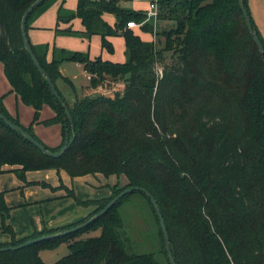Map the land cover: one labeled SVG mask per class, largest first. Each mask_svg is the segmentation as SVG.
I'll return each mask as SVG.
<instances>
[{"label":"trees","instance_id":"1","mask_svg":"<svg viewBox=\"0 0 264 264\" xmlns=\"http://www.w3.org/2000/svg\"><path fill=\"white\" fill-rule=\"evenodd\" d=\"M35 1L0 0V61L11 85L9 93L33 107L34 116L28 126L23 125L6 108L4 95L0 112L52 152L62 149L67 135L73 141L61 156H47L0 119V174L8 171L5 166H19L14 172L28 184H40L27 181L29 170L49 169L63 170L71 178L101 174L118 181L125 178L127 183L119 188L117 181L108 199L81 200L72 189L67 196L80 206H95L94 213L77 223L35 230L22 238L9 223L12 207L0 190V230L10 236L0 247L78 226L124 189L139 186L152 194L160 208L176 264H264V55L239 0H158L160 18L174 23L162 33L165 48L173 54L161 75L157 63L164 61L162 52L153 41L126 27L129 21L142 23L145 11L123 7L121 3L129 0H78L76 9L70 10L62 0L57 35H98L109 53H114V46L108 37L122 36L126 45L123 63L56 47L49 61V45H35L28 35L63 102L53 95L24 46L22 19ZM57 1L46 0L32 12L27 32ZM243 3L248 10L246 0ZM105 14L115 17L113 25ZM74 19L81 20L84 31L60 27ZM252 24L264 45L253 20ZM141 28L154 31L148 21ZM64 61L82 64L93 88L112 76L123 82V90L76 96L70 104L58 86L60 79L75 89L61 74ZM46 105L54 115L41 119ZM38 124L60 125L61 144L46 145L34 130ZM41 185L49 187L45 182ZM138 199L149 208L157 243L153 237L152 244L142 243L144 235L137 239L127 227L122 210ZM94 229H100V235L78 239ZM63 242L69 254L52 264H171L160 219L142 191L123 196L106 214L75 232L0 252V264H46L41 251Z\"/></svg>","mask_w":264,"mask_h":264},{"label":"rangeland","instance_id":"2","mask_svg":"<svg viewBox=\"0 0 264 264\" xmlns=\"http://www.w3.org/2000/svg\"><path fill=\"white\" fill-rule=\"evenodd\" d=\"M150 1L151 0H140V1L129 0L127 2H122L121 4L123 7L128 9H132L136 11H146L145 9L148 8ZM76 2L77 0H66L64 6L68 9H75ZM246 2L248 6V11L250 13V17L252 18L261 38L264 41V0H246ZM57 10H58L57 5H53L44 15H42L41 21L47 27H54V25L56 24ZM148 22L153 24V28H154L153 33H146L142 30L141 27L135 28L133 30L142 33L144 36H147V39L149 41H153L156 44L157 50L162 52L164 61H162V63L158 61L157 63V72L158 74L161 75L163 65L165 63L171 62V57L173 54L171 49L165 48V36L162 33L163 31H168L170 28H172L174 26V23L172 21H168V20L165 21L164 19L160 18L159 2H158V16L148 20ZM126 27L128 28V26ZM42 32L43 33L40 34L39 39L44 38V42L47 43V41H49L52 43L53 39L50 37L51 31L44 30ZM141 38L143 40L146 39L143 37ZM64 43L66 47L63 49L65 50L80 51L84 53L90 52V54H96V57H99L98 55L100 52L99 47L100 45H102L101 37L98 38L94 37L91 45L89 43H82L79 39H75L73 37L66 38V41ZM83 49L85 51H83ZM120 50L121 49L119 46V50L116 52V62L123 63L126 61V54L123 57V53ZM114 53H115V47H114ZM114 53H110V54H114ZM67 65H68L67 70H70L71 76L76 78L75 85L79 93V95L75 94V96H73V99L67 98L63 94L67 98L68 102L71 104L76 96H81L83 92H86V89H84L83 86L86 85L89 80L87 79L88 73L83 68L82 69L77 68L76 65H74L73 63L72 64L68 63ZM111 77L112 76H106L104 81L99 83L94 88L90 86L88 91H93V90L104 91L105 93L109 94L111 93V91L117 89L120 90L123 89V82L120 79H112ZM220 78L222 77H216L215 79L220 80ZM61 82L62 81H60L59 79L58 83ZM63 91L66 94L65 89H63ZM4 99H6L5 102L8 111L12 112L13 115L18 116L23 125L28 126L33 119L34 108L23 104L19 99L16 100L13 95L8 94L7 96H4ZM52 112L53 110L46 105L44 106L41 112V117L49 118L51 117ZM40 128L44 130V133H46L49 138H55L58 135L60 136L62 132L60 125H53L50 127H46L42 125L40 126ZM39 134L41 138L44 139V135L42 133ZM27 173L29 174L30 179L35 181L46 180V181L54 182L60 179H62V181L64 180V183H66L69 187L65 186L64 183L60 181L59 185L56 187L57 190L68 194L72 189H74L79 199L98 200V198L101 199L102 197L108 199L113 194L112 191L113 185L118 181L115 177H112L110 180H107L104 176L101 175L98 176L88 175L86 177H79L72 179L66 172L64 174L63 173L58 174L57 171L53 169L29 170ZM118 182L120 184L119 188H121L127 183V180L125 178H122ZM37 183L41 184L44 182H37ZM25 184L27 185L28 183L25 182ZM3 185L6 184L3 183ZM48 186L53 188L52 184H48ZM49 187L43 188L39 184H36V185L28 186L26 187V189L24 187L21 188V191L17 192L16 196H9L11 201L10 206L12 207L9 221L14 226L15 232H17L18 235L19 233L25 234L28 230L33 231L35 228L38 230H42L44 226H47L49 228H53V227L57 228L56 226L61 227L63 225L71 224L73 222L74 223L79 222V221L76 222L78 218V212H80V210H84L85 207L78 205L76 201L71 198L64 197L62 200H60L59 203L57 202L49 203L47 201L45 204L42 202H38L32 205H27L25 207L16 206L18 200L24 196V192L26 194L28 192L33 198L36 199H42L45 197L49 199L48 196H50L53 191ZM109 190L110 193L108 194ZM95 210L96 208L93 209V211L89 215L94 213ZM122 212L127 227L135 238L138 239L139 236L143 234L145 238L142 243L147 242L152 244L151 242L152 237L155 242L158 241L157 236L155 235L156 228L153 226L151 213L149 211V208L142 199H138L135 203L130 204L128 207H124ZM100 233H101L100 229L89 230L86 233L80 235L78 239L79 238L86 239L88 237L98 236L100 235ZM0 237L10 238L8 234L1 232V230H0ZM151 247L153 249V246ZM67 254H69V247L67 243L63 242L54 249L41 251L40 256L46 264H52L57 260L61 259L62 257L66 256Z\"/></svg>","mask_w":264,"mask_h":264},{"label":"crops","instance_id":"3","mask_svg":"<svg viewBox=\"0 0 264 264\" xmlns=\"http://www.w3.org/2000/svg\"><path fill=\"white\" fill-rule=\"evenodd\" d=\"M66 1V0H65ZM78 2V0H77ZM77 2H76V6H75V9L77 7ZM54 5H57V8L59 10L60 6L62 5V0H58ZM53 6V5H52ZM51 6V7H52ZM50 7V8H51ZM65 7V6H64ZM49 8V9H50ZM66 8V7H65ZM48 9V10H49ZM68 9V8H67ZM75 9H70V10H75ZM47 10V11H48ZM58 10H57V16H58ZM46 11V12H47ZM46 12H44L42 15H44ZM42 15L39 16L32 24L31 28L29 29L28 31V35L30 37V40L33 44L35 45H40V44H48L49 45V53H48V60H52L53 58V54H54V48H58V49H63L66 47L65 45V41H66V38H70V37H73L75 39H79L82 43H89L91 45L92 43V40L94 37H100L98 35H94L92 36L91 38H84V37H75V36H64V35H57L56 32H55V28L57 26V20H56V24L54 25V27H47L41 20H42ZM56 16V17H57ZM104 19L109 22L110 24H114L115 23V17L111 14H105L104 15ZM60 27L63 29V28H72L73 30H76V31H84L85 28L81 22L80 19H74L71 23H68V24H64V23H61L60 24ZM44 30H50L51 33H50V37L53 39L52 43L47 41L44 42V38L42 39H39L40 37V34L43 33L42 31ZM141 37L143 38H146L145 40L147 41V36H144L142 33L140 32H137ZM108 39L112 42V44L114 45L115 47V53L114 54H110L106 49H104L102 47V45H100L99 49H100V52H99V56H101L104 60H110V61H113V62H116V52L119 50V46H120V51L123 53V57L125 55V50H126V45H125V40L124 38L121 36V37H118V36H114V37H108ZM149 41V40H148ZM83 51H85L83 49ZM91 59H95L96 58V54H90V52H88ZM97 55V56H98ZM123 61V60H122ZM68 63H73L74 65H76L77 68H83V65L80 64V63H76V62H69V61H64L60 64V71H61V74L70 79L75 87V89L71 88L69 85L65 84L64 82H61V83H58V86L60 87V89L63 91V89H65L66 91V94L65 92L63 91V94L67 97V98H70V99H73V96H75V94L79 95L78 93V90H77V87L75 85V80L76 78L75 77H72L71 76V73H70V70H67L68 69ZM85 70V69H84ZM86 71V70H85ZM87 72V71H86ZM4 66L2 64V62L0 61V96H7L8 94L9 95H13L15 97V99L17 100L18 97L16 96L15 93H9L10 89H11V85L6 77V75H4ZM5 76V77H4ZM90 75L88 74V77L87 79L89 80L88 83L86 85L83 86L84 89H86V92H83L81 96L79 97H84V96H88V95H95L96 93H105L104 91H88L89 87L91 86L90 84ZM124 87V85H123ZM93 88V87H92ZM117 90H120V89H117ZM123 90V89H121ZM112 92V91H111ZM3 94V95H2ZM105 94H108V93H105ZM111 94V93H109ZM7 99V98H6ZM6 99H4V104L7 108V105H6ZM8 109V108H7ZM10 112V111H9ZM12 114V112H10ZM13 115V114H12ZM54 115V111L52 112L51 116ZM15 116V115H13ZM41 119H46V118H42ZM40 126H42L41 124H38V125H35L34 126V130L36 132V134L41 138L40 134L39 133H42L44 135V139H42V141H44V143L50 147H57L61 144L62 142V132H61V135L59 136H56L55 138H49L47 136L46 133H44V130L40 128ZM15 168H20L19 166H5L4 169L8 170L2 174H0V190L1 191H4L5 192V197H6V201L8 203V205L10 206L11 205V201H10V198L9 196H16L17 195V192L21 191V188H25L28 187V186H32V185H36V184H25V182H23L22 180H20L18 178V176L16 175V173L14 172ZM58 173V172H57ZM60 173H65V171H60ZM58 173V174H60ZM98 175H101V174H98ZM96 175V176H98ZM11 176V178H10ZM27 176V180L29 182H34L35 180H31L30 179V176L29 174L27 173L26 174ZM95 176V175H94ZM103 176V175H101ZM83 177H86V176H83ZM76 178H79V177H76ZM112 178V177H111ZM111 178H106L107 180H110ZM73 179V178H72ZM106 180V181H107ZM62 181V179H61ZM35 182H46L48 184H52L53 188H51L53 191L51 193L49 197V199H47V197L45 198H42V199H36V198H33L28 192L27 194L24 192V196L22 198H20L18 200V202L16 203L17 205L16 206H19V207H25L27 205H32L34 203H38V202H42V203H46L47 201L50 203V202H57L59 203L60 200H62L64 197H67V198H71V197H68L67 194L65 192H62V191H59L57 190V186L59 185L60 183V180L58 181H54V182H51V181H46V180H42V181H35ZM64 183V180L62 181ZM3 183H5L6 185H3ZM40 186H42L41 184H39ZM65 186L69 187L66 183H64ZM43 188H48V187H44L42 186ZM74 190V189H73ZM26 191V190H25ZM22 192H23V189H22ZM110 193V190L108 192V194ZM106 197V196H104ZM103 198V197H102ZM73 199V198H71ZM99 199V198H98ZM81 200H88V199H81ZM89 200H92V199H89ZM11 207V206H10ZM93 209H95V206H89V207H85L84 210H80V212H78V218L76 220L77 221H81L82 219L86 218L92 211ZM10 223V221H9ZM74 223V222H73ZM12 225V223H10ZM13 226V225H12ZM64 226V225H63ZM56 227H59V226H56ZM14 228V226H13ZM44 228H47V229H51L47 226H44ZM54 228V227H53ZM52 228V229H53ZM42 229V230H43ZM15 230V229H14ZM35 230L37 231H42V230H38V229H34L33 231L31 230H28L25 234H20L18 235V233L16 232V235H17V238H22V237H25V236H29L31 233H33ZM25 235V236H23ZM10 237V236H9ZM10 241V238H6V237H0V243H7Z\"/></svg>","mask_w":264,"mask_h":264},{"label":"water","instance_id":"4","mask_svg":"<svg viewBox=\"0 0 264 264\" xmlns=\"http://www.w3.org/2000/svg\"><path fill=\"white\" fill-rule=\"evenodd\" d=\"M45 1L46 0H36L25 11L23 19H22L23 42H24V46H25L27 52L31 56L32 60L34 61L35 66L38 68L39 72L46 77V80L49 83V86H50V89H51L53 95L56 96L57 99L60 102H63V99L60 96L59 92L57 91L56 86H55L52 78L45 73L44 68L41 66L39 60L37 59L36 55L34 54V52L32 50V47H31V44H30V40L28 38L27 19L32 14V12L36 8H38ZM239 4H240L241 9L243 10L244 17H245L248 29H249L250 33L252 34V36H253V38H254V40H255V42H256L259 50H260V52H261V54L264 55V45H263L260 37L256 33V31L254 30V27H253V24H252V20L250 18L248 10L246 9V7H245V5L243 3V0H239ZM64 107L67 110L68 116H69V118H70V120H71V122L73 124V118H72V115H71L69 107L66 104H64ZM0 119H2L11 129L22 133L28 141L33 143L36 147H38L47 156H52V157L61 156L62 152H64L69 147V145L72 143V141H73V138L70 139L69 135H67L66 143L62 147V149L60 151H57V152H52V151L46 149L43 144H41L32 135H30L28 132H26L21 126L16 125L14 122H12L10 119H8L1 112H0ZM73 127H74V124H73ZM133 191H142L151 199V201L153 203V206H154V209H155V211H156V213H157V215H158V217L160 219V225H161V228H162V231H163V234H164L165 248H166V251L168 253V257H169L170 263L171 264H176V259H175L174 255H173V252H172V249H171V246H170V240H169L168 231H167L166 224H165V221L163 219L162 213L160 211V208H159L155 198L152 196V194L148 190H146L144 187H139V186H132V187H128V188L124 189L121 193H119V195H117L115 198H113L110 201V203L105 208H103L98 213L94 214L90 219L84 221L83 223H81L78 226H75V227H73L71 229H68V230H65L63 232H60L58 234H48V235H44V236H41V237L36 238V239L27 240L24 243H21V244H18V245L0 247V252L9 251V250H18L19 248H22V247H24L26 245H29V244H32V243H35V242H39V241H42V240H45V239H48V238H52V237L57 236V235H64V234H67V233L75 232V231L87 226L88 224L94 222L95 220H97L98 218L103 216L104 214H106L114 206V204H116V202L120 198H122L123 196H125V195H127L129 193H132Z\"/></svg>","mask_w":264,"mask_h":264},{"label":"built area","instance_id":"5","mask_svg":"<svg viewBox=\"0 0 264 264\" xmlns=\"http://www.w3.org/2000/svg\"><path fill=\"white\" fill-rule=\"evenodd\" d=\"M134 1H140V0H134ZM145 15H146V18L142 23H137L135 21H129L127 23L128 28H132V29L140 28L148 20L157 17L158 16V0H152L149 3V6L145 11Z\"/></svg>","mask_w":264,"mask_h":264}]
</instances>
